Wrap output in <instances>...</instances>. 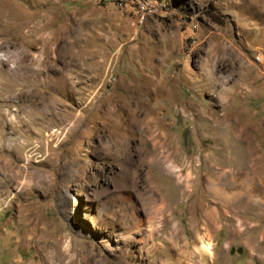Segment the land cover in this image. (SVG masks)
<instances>
[{
    "label": "rangeland",
    "instance_id": "1",
    "mask_svg": "<svg viewBox=\"0 0 264 264\" xmlns=\"http://www.w3.org/2000/svg\"><path fill=\"white\" fill-rule=\"evenodd\" d=\"M0 264H264V0H0Z\"/></svg>",
    "mask_w": 264,
    "mask_h": 264
},
{
    "label": "bare ground",
    "instance_id": "2",
    "mask_svg": "<svg viewBox=\"0 0 264 264\" xmlns=\"http://www.w3.org/2000/svg\"><path fill=\"white\" fill-rule=\"evenodd\" d=\"M150 162L151 163H156V165L161 166V164H164L165 162H167V164L164 166V170H166L167 172H169V174L172 176V178H174L176 180V178L180 179L179 182H177V186L181 189H183L182 191L184 192V189L186 188H190L191 186L188 185V176L184 175L182 177V173H181V169L179 170L177 168V165L174 164V159L172 158V154L167 153L165 150H161L160 152H155L153 153V156L150 157ZM149 162V161H148ZM151 165V164H150ZM154 178V176L152 177V179ZM219 178V177H217ZM221 180V179H220ZM190 181V180H189ZM205 181H207L211 186L212 189L210 188V190H212L211 194L225 202L227 198H229V195L224 191V188L226 186H231L232 183L231 181L228 179L225 183L220 184L215 180H211L209 177L205 178ZM152 183V182H150ZM214 185H218L219 187L214 188ZM209 188V187H207ZM186 192V191H185ZM146 195V201H147V208L145 209L146 211V215L149 219H151L155 213H162L165 210V204L163 202V198L162 195L156 190L154 189V186L151 187L149 186L146 190H145ZM206 209V207H205ZM205 215H210V211L209 210H205ZM199 247L198 249H200L199 251H201L202 255L204 254L209 255L211 253V245L208 241L203 240L202 238H199Z\"/></svg>",
    "mask_w": 264,
    "mask_h": 264
},
{
    "label": "built area",
    "instance_id": "3",
    "mask_svg": "<svg viewBox=\"0 0 264 264\" xmlns=\"http://www.w3.org/2000/svg\"><path fill=\"white\" fill-rule=\"evenodd\" d=\"M144 8H145V6H144ZM256 59H259V57L257 56Z\"/></svg>",
    "mask_w": 264,
    "mask_h": 264
}]
</instances>
